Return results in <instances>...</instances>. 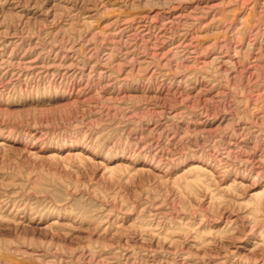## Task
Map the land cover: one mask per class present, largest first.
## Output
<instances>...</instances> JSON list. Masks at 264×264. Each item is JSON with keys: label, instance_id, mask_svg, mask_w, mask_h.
I'll list each match as a JSON object with an SVG mask.
<instances>
[{"label": "rangeland", "instance_id": "1", "mask_svg": "<svg viewBox=\"0 0 264 264\" xmlns=\"http://www.w3.org/2000/svg\"><path fill=\"white\" fill-rule=\"evenodd\" d=\"M0 264H264V0H0Z\"/></svg>", "mask_w": 264, "mask_h": 264}]
</instances>
